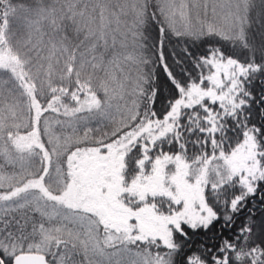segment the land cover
<instances>
[{"label": "trees", "instance_id": "trees-1", "mask_svg": "<svg viewBox=\"0 0 264 264\" xmlns=\"http://www.w3.org/2000/svg\"><path fill=\"white\" fill-rule=\"evenodd\" d=\"M174 1L178 6L166 0H0V110L12 111L8 122H21L5 132L32 142L28 153L23 150L29 156L23 165L0 164V173L14 174L0 186V241L35 250L57 227L48 214L57 202L98 221L169 215L180 203L169 192L138 187L149 178L143 172L156 160L167 171L176 156L201 171L227 164L245 141L252 166L229 164L223 179L203 181L212 212L206 224H183L185 232L173 235L171 246L136 228L133 237L166 264H264V0L240 3L248 11L236 32V13L230 29L224 28L215 0ZM182 7L185 20L177 22L171 13ZM128 35L133 42L124 45ZM46 46L54 49L51 73L40 65ZM128 50L146 60L126 83L137 90L125 114L126 120L133 114L128 125L108 138L104 132L113 131L118 119L100 126L80 122L68 136L52 139L56 133H48L46 121L73 124L88 112L89 97L106 99L109 107L103 65L125 58ZM89 125L93 136L105 134L98 144L83 136ZM107 140L113 141L104 145ZM118 143L122 155L116 174L107 175L109 186L99 188L103 198L85 193L90 182L84 184L75 170L76 157L87 148L101 155ZM0 257L12 264L1 249ZM45 257L52 264H88L81 244L65 236L52 240Z\"/></svg>", "mask_w": 264, "mask_h": 264}, {"label": "rangeland", "instance_id": "rangeland-1", "mask_svg": "<svg viewBox=\"0 0 264 264\" xmlns=\"http://www.w3.org/2000/svg\"><path fill=\"white\" fill-rule=\"evenodd\" d=\"M257 1L260 2V0ZM176 2L177 1L174 0H166V4L169 3V5L178 6ZM235 2H237L238 6L235 5ZM242 2L243 0H234V2L232 0H215V7L218 10L216 18L220 25L230 29L232 25L230 16L236 13V22L233 23L232 32H236L238 29L242 31V28L245 26L246 12L248 11V9L247 11L246 8L244 9L243 4H240ZM232 9H234L233 12ZM241 12H243L242 16L240 15ZM184 13L185 9L182 7L181 9L173 11L171 16L177 22H183L185 20ZM132 42L131 35H128V39L124 42V45ZM46 49L50 50L47 52L46 60L40 63V65L43 67L41 69L51 73L55 69L54 49H52L51 46H46ZM137 55L138 54L134 53L132 50H128L125 58H120L117 55L118 61L116 63L108 62L103 65V75L109 80L108 85L111 89L110 95L112 97L108 108L106 99L102 102L98 101L97 96L87 98L86 104L88 112L76 117L73 124L72 121L65 120V122L57 118V120L55 119L51 122L46 121V129H49L48 133L57 134H55L52 139L60 137L61 135H64L62 137L68 136L67 131L74 128V124L80 125V122H82V124L96 123L97 126H100L106 121L110 122L111 119L115 121L118 119L120 123H115L114 127H110V129H114L113 131H110V133L109 131L104 132L105 134H109L108 138L114 136L123 127H126L132 119L133 114H130L127 120L125 114L129 113V108H132V101H134L132 97H134L137 92L135 87H132V84L126 83L130 78L136 76L138 72L136 66L141 68V66L146 63L143 57ZM100 67H102V64H100ZM128 95L131 97H129L130 103H126L125 101ZM181 101L182 100H180L177 106L172 108L173 114L182 103ZM0 109L2 108L0 107ZM167 115H170V112H168ZM10 116H12V111L9 109L0 110V164L5 167V163H7L9 167L12 168V165H18V167H20L21 164L23 165L28 161L29 156H25L23 150H26L28 153L30 149L29 145L32 144V142L29 141L26 143V141L16 140V138L12 136V132H5L7 129L16 131V129L20 127L18 124L21 122H8L12 119ZM62 126H64L66 130L62 132L57 130ZM92 126L93 125H89L85 127L87 129L83 136L85 138L91 137L94 139L92 144L94 142H96L94 144H98L97 142H101L105 138V134L102 135V138H99V135L93 136L94 131H90L89 129V127ZM6 138H11L10 143H12V145H10V148L6 146V143L4 146V142L8 140ZM112 141L113 140H107L104 141L105 143L103 144H111ZM121 146H123V143L114 144L110 146L105 153H101V155L95 154L94 152H96V150L89 151L88 148V153L86 150H82L79 153V156L76 157L78 162L73 165L75 170H78V175H80L81 178L85 177L84 179H87V182L82 179L84 184L90 182V187L88 190L85 189L87 190L85 193L93 192L96 198H103V194L99 192V188L106 189L109 186L107 175L110 173L111 175L116 174L114 166L115 164L117 165L118 159L121 158ZM84 159H87L86 163H84ZM164 161H166V159H164ZM226 163L227 164L212 163L201 171L200 167H189L186 163H182L176 156L170 162V166L168 167L169 170L165 171L163 164L156 160L151 171L143 172L147 173L149 178L146 179L145 182L139 183L140 186L138 187L143 189L162 190L168 195L171 193L170 195L173 196V200L180 203V207L177 211L171 212L169 215L154 212L142 216L137 213L129 214L130 217H126V219L98 221L85 213L74 211L72 205L67 207L58 202L52 203L49 206L48 214L51 218H55L56 223H58L56 224L57 227L53 226L50 231L51 235L44 238L42 237L40 242L37 243L39 245L34 247V249L45 254L55 237L65 236L81 244L88 264H166L163 259L157 257L159 254L158 252L152 253L149 250L145 251L144 245H141L140 241L139 243H135V238L133 237L135 235L132 229L136 228V230L149 233L150 236L152 235V237L159 238L161 243L166 244V246H171L174 245V241L171 237L178 232H185L182 227L183 224H206L211 219L212 212L203 196V181L211 180V182L216 183L218 180L223 179L229 171V164L234 168L238 164L252 166V152L245 141L243 145L238 147L235 154L230 156V159H228ZM3 166H0V170L3 169ZM10 171L9 169L5 172L1 171L0 186L7 185L6 182L9 181L11 176H14ZM111 205L115 206L113 204ZM1 209L2 205H0V210ZM112 215L114 216V213H112ZM131 219L132 222L130 221ZM130 243H133V245H130ZM13 245H8L0 241V249L11 257L15 253L21 251L19 243ZM59 264L62 263L59 262Z\"/></svg>", "mask_w": 264, "mask_h": 264}, {"label": "water", "instance_id": "water-1", "mask_svg": "<svg viewBox=\"0 0 264 264\" xmlns=\"http://www.w3.org/2000/svg\"><path fill=\"white\" fill-rule=\"evenodd\" d=\"M0 264L3 260L0 257ZM12 264H52L45 255L39 251L27 250L19 251L12 256Z\"/></svg>", "mask_w": 264, "mask_h": 264}]
</instances>
